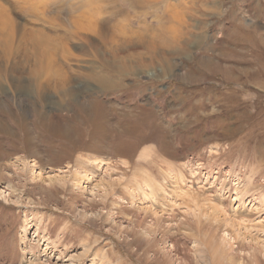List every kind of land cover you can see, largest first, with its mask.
<instances>
[{
  "label": "rangeland",
  "instance_id": "1",
  "mask_svg": "<svg viewBox=\"0 0 264 264\" xmlns=\"http://www.w3.org/2000/svg\"><path fill=\"white\" fill-rule=\"evenodd\" d=\"M110 1L118 9L104 10V0H0L28 31L23 53L0 66V121L18 136L0 128V264H264V0H150L139 21L127 8L134 0ZM170 1L184 23L166 17ZM44 10L48 22L38 17ZM52 13L112 18L111 27L156 42L180 36L154 52L120 49L121 37L108 59L85 46L74 74L59 41L69 32L50 24ZM38 32L74 86L58 90L62 80L42 69ZM40 85L53 100L39 98ZM62 92L75 96L64 100L68 110ZM37 115L48 117L41 127ZM15 120L29 123L36 145Z\"/></svg>",
  "mask_w": 264,
  "mask_h": 264
},
{
  "label": "bare ground",
  "instance_id": "2",
  "mask_svg": "<svg viewBox=\"0 0 264 264\" xmlns=\"http://www.w3.org/2000/svg\"><path fill=\"white\" fill-rule=\"evenodd\" d=\"M105 1V8L104 10H110V8L112 9V7H114L116 5V3L110 1V0H104ZM130 1V0H129ZM208 1V0H206ZM91 2V3H90ZM161 2V1H160ZM159 2V3H160ZM163 2V0H162ZM165 3V2H163ZM171 3V1H170ZM195 3V2H194ZM89 6L93 7L95 6L94 4H92V0H89V3H87ZM166 4V3H165ZM165 9L167 11V5H165ZM36 5V4H34ZM40 5V4H39ZM37 5V6H39ZM153 5H156V4H153L150 0H134L132 2L129 3V5L127 6V8H129V11H131V13H134L135 14V17H133L134 19H136L137 21L141 20L144 18V16L148 15V9L150 7H152ZM204 5V4H203ZM43 6V5H42ZM120 6V5H119ZM118 6V7H119ZM196 6V5H195ZM116 7V6H115ZM168 7H172V11L170 14H168V16L166 15L167 18L169 19H177V21L182 24L184 23L183 22V18H182V15H180L179 13L181 12L180 11H177L175 12L174 10V4L171 3ZM211 7V6H210ZM117 8V7H116ZM122 8V7H121ZM120 8V9H121ZM35 9V7H34ZM118 9V8H117ZM185 9V8H184ZM42 10V9H41ZM122 10V9H121ZM178 10V9H177ZM197 10V9H196ZM49 11V10H48ZM183 11V10H182ZM39 12V11H38ZM57 12V11H56ZM98 12V11H97ZM112 12V11H111ZM165 12V11H164ZM179 12V13H178ZM191 12V11H190ZM46 11L44 10L43 11V14L41 15H38L39 19H42V20H48L50 21L49 18L46 17ZM62 13V12H61ZM169 13V12H168ZM126 14V13H125ZM143 14V16H142ZM167 14V13H166ZM183 14V13H182ZM204 14V13H203ZM48 15V14H47ZM51 15V22L50 24H53L52 22L54 21H60L62 24V28L65 29L67 32H69V37L71 36L72 40L73 41H76V42H80V43H84L85 45H83V48L81 49H77L75 50L76 48H72V46L68 43V38L66 39V42H64L61 38L59 41H62L63 43V51L61 53V57H63L68 63H71V65L74 66L73 70L71 69V72L74 73V74H79V73H82L83 72V67H80L81 66V59L80 57H78L76 55V52L78 51H81V52H85L87 51V47L85 46H88L89 49H91V52L93 51L95 53V55H101L102 53L104 54V57L106 59H108V57L110 58L111 54L106 52L108 49L106 47L110 46L112 43H114L113 45H116L117 42H118V39L123 37L122 41H121V46H120V49H122V47H129V48H132L133 50H136L135 47H142V48H146V49H149L150 51H155L156 49H162L163 46H168L169 44H174L177 39L179 38V34H177L178 32H174L172 35L169 33V35H171L170 37H168L166 40L161 38L162 41H159V42H156L154 38V41H151L150 40H147V37L145 35H139V34H135V33H130L128 31H126V29L122 28L120 25L117 24V26H113L111 27V23H112V18H108L106 19L104 22H101V21H97V20H92L91 18L89 19L87 16L85 17H82L79 21L76 19V20H73L72 17L69 19V18H66L67 15L65 16H62L60 14H57V13H52L50 14ZM108 15V14H106ZM124 15V13H123ZM164 15V14H163ZM111 17L114 16L115 19L118 20V18H122V23H126V18L124 16L121 15V13L119 12H112ZM165 16V15H164ZM185 16V15H184ZM194 16V15H193ZM37 17V18H38ZM203 17V16H202ZM96 18V17H95ZM186 18V17H185ZM188 18V17H187ZM204 18V17H203ZM168 19V20H169ZM165 20V19H164ZM167 20V21H168ZM156 21V19H155ZM170 21V20H169ZM141 22L143 21H140V25ZM49 24V23H48ZM144 24V23H143ZM54 25V24H53ZM185 25V24H184ZM106 27H110L111 28V31H112V34L109 33V28H106ZM142 27H144L145 29H148L149 26L147 23H145L144 25H142ZM199 29V28H198ZM108 33H107V31ZM174 30V29H173ZM120 32V35H118V32ZM130 31V30H129ZM165 31L167 32V29L165 28ZM169 31V30H168ZM175 31V30H174ZM255 32V31H254ZM28 33V31L26 30V28L24 27H21L20 25H18L16 23V21L10 16L9 12L7 13L4 9L0 8V63H2L0 66H3V64H8L10 59H7L9 58L8 55H11L13 54V52L15 51L16 54H15V59L19 56V54L23 53L21 51V46L23 45V43L25 42V36L26 34ZM33 33V32H32ZM39 33V32H38ZM168 33V32H167ZM40 36L36 37L35 35H31V39H32V44L34 48H38L40 49L42 52L41 56H42V61L40 62H43V64H45V67L41 64L40 66H43L44 68L42 69H45V71L49 72L50 75L52 74L51 78L53 77V75H56L59 77V79L62 80V87L60 86H56L58 88V90H62V88L64 87H67V86H74V81H73V78H68V72L66 73V71L63 70V68H61L57 62L55 61V58H54V50L56 51L55 48H53L54 46L51 44L50 40L51 38H49L47 36L46 33L44 32H40L39 33ZM258 34V33H257ZM150 35H153V34H150ZM179 35V36H178ZM145 36V37H144ZM155 36V35H154ZM144 37V38H143ZM151 37V36H150ZM245 37V36H244ZM262 38V37H261ZM110 39L112 41H110ZM170 39V40H168ZM259 39V38H258ZM68 40V41H67ZM168 40V41H167ZM179 40V39H178ZM238 41V40H237ZM250 42V41H249ZM248 42V43H249ZM254 43V42H253ZM174 46V45H173ZM24 48V47H23ZM31 48V47H30ZM118 48V47H117ZM116 48V49H117ZM165 48V47H164ZM32 50V49H31ZM29 49V51H31ZM113 50V49H111ZM24 51V49H23ZM88 52V51H87ZM92 52V53H93ZM115 52V50L113 51V53ZM159 52V51H158ZM57 53V52H56ZM86 53V52H85ZM93 53V54H94ZM160 54L158 56H161L162 58H160L158 61H161V62H165L166 58L163 53L159 52ZM135 53H133L134 55ZM14 55V54H13ZM24 55V54H23ZM82 55V54H81ZM90 55V54H89ZM113 55V54H112ZM129 56V55H127ZM97 58V57H96ZM120 58V57H119ZM137 58V56H136ZM84 59V58H83ZM86 59V58H85ZM135 59V58H134ZM202 60V59H201ZM18 61V60H17ZM16 61V62H17ZM19 62V61H18ZM17 62V64H18ZM103 62V61H101ZM134 63H136V61H133ZM167 62V61H166ZM20 63V62H19ZM104 63V62H103ZM151 63H154L153 61ZM171 63V62H170ZM201 63H203V61H201ZM210 63V62H209ZM11 64V62H10ZM83 64V63H82ZM138 64V63H137ZM205 64V63H204ZM21 65V64H20ZM105 65V64H104ZM7 66V65H6ZM10 66V65H9ZM22 66V65H21ZM19 67V66H18ZM37 67V66H36ZM75 67H80V69L78 70L77 68V71H74L76 70ZM124 67V66H123ZM117 68V75H119V77L122 79L123 77H126L128 75V73L126 72V68ZM130 67V66H129ZM21 68V67H20ZM40 68V71L42 70ZM114 69V68H113ZM14 70V69H12ZM44 71V73H45ZM96 71V70H94ZM93 71V72H94ZM12 75H14L17 79H21L17 76V73L16 72H11ZM38 73V72H36ZM98 73V72H96ZM21 74V73H20ZM40 74V73H39ZM48 74V73H47ZM46 74V75H47ZM45 75V76H46ZM96 74H94L95 76ZM39 76V75H38ZM44 75H42V78H41V83L43 82L44 78H43ZM91 76L93 77V75L91 74ZM91 77V78H92ZM16 79V85L18 86V83H20L22 85V82H19L18 80ZM40 79V77H39ZM93 79L99 83V84H106L104 78L101 76L99 77L97 75V77H93ZM23 80V79H22ZM38 80V79H37ZM50 81V80H49ZM40 82V81H39ZM45 83V82H44ZM43 83V84H44ZM59 84V83H58ZM64 84H68L67 86H64ZM28 86V85H27ZM26 87V85H25ZM19 88V86H18ZM38 96L39 98L41 99L43 96H46L47 98L53 100L54 99V96L51 92H49L48 90V87H42L40 85V87H38ZM44 93V94H43ZM35 95V94H34ZM71 97V98H74L72 94L70 93H66V92H62V93H59L58 96L56 97L57 99H59L61 102V107L64 109V110H68L67 106L64 104V100L67 98V97ZM17 96H15L16 98ZM21 97V96H20ZM38 98V99H39ZM14 99V98H13ZM21 100V99H20ZM22 101V100H21ZM6 104V103H5ZM81 104V103H80ZM0 106H1V103H0ZM81 106H85V108H87L89 105L86 103V102H83L81 104ZM12 110V109H11ZM36 113V112H35ZM107 115V114H106ZM127 116V115H126ZM11 117V116H10ZM16 117V116H15ZM15 119V118H13ZM11 120H12V117H11ZM42 120H48V117L47 116H44V115H37V121H36V124L35 125H38V127L40 126V122ZM33 121V120H32ZM6 123V122H5ZM5 123L3 121H0V128L5 132V133H10L11 135L13 136H16V138H18V136L16 135L17 133L14 131H9L8 128L5 126ZM13 123L15 124L14 126H16V128H19L21 129L22 131L25 130V132L28 133V137H26V139H28L31 144L33 145V143L36 145V142H34V139L32 138L31 136V127L29 125V123H26V122H23L22 120H15L13 121ZM28 124V125H27ZM113 124V123H112ZM41 127V126H40ZM36 129V128H35ZM18 130V129H17ZM16 130V131H17ZM41 131V130H40ZM63 132V131H62ZM65 132V131H64ZM49 134V133H48ZM8 136V135H7ZM119 136V135H118ZM121 137V136H120ZM13 139V138H12ZM22 139V138H21ZM44 139V138H43ZM15 140V139H14ZM41 140V139H40ZM27 141V140H25ZM36 141V140H35ZM28 144V143H27ZM40 144V143H39ZM34 147V146H33ZM38 146H36V149H37ZM24 148V147H22ZM71 150V148H69ZM38 150V149H37ZM6 151V150H4ZM39 151V150H38ZM37 151V152H38ZM67 150H65L66 152ZM105 151V150H104ZM72 152V151H71ZM70 152V153H71ZM40 153V152H39ZM69 153V154H70ZM57 155V153H55ZM66 154V153H65ZM65 154H63L65 156ZM37 155V154H36ZM59 155V154H58ZM62 155V156H63ZM71 155V154H70ZM73 156V155H72ZM64 158V157H62ZM69 158V156L67 157ZM80 161V160H79ZM106 185V184H105ZM260 224V223H259ZM264 224V223H263ZM244 225V224H243ZM256 225V224H255ZM257 227V226H256ZM262 229H264V226H261ZM246 231V230H245ZM250 231V230H249ZM262 231V230H261ZM247 232V231H246ZM254 232V231H253ZM264 232V230H263ZM240 237V236H239ZM258 248V246H257Z\"/></svg>",
  "mask_w": 264,
  "mask_h": 264
}]
</instances>
